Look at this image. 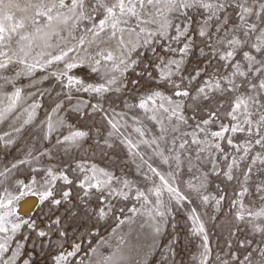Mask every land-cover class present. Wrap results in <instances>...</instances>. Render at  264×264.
<instances>
[{
	"label": "snow or ice",
	"instance_id": "1",
	"mask_svg": "<svg viewBox=\"0 0 264 264\" xmlns=\"http://www.w3.org/2000/svg\"><path fill=\"white\" fill-rule=\"evenodd\" d=\"M0 264H264V0H0Z\"/></svg>",
	"mask_w": 264,
	"mask_h": 264
},
{
	"label": "rangeland",
	"instance_id": "2",
	"mask_svg": "<svg viewBox=\"0 0 264 264\" xmlns=\"http://www.w3.org/2000/svg\"><path fill=\"white\" fill-rule=\"evenodd\" d=\"M170 227V226H169ZM157 255H158V253H157Z\"/></svg>",
	"mask_w": 264,
	"mask_h": 264
}]
</instances>
